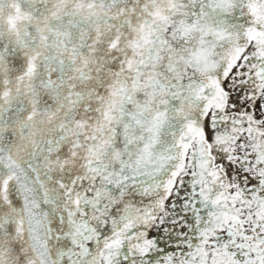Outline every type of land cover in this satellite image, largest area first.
Listing matches in <instances>:
<instances>
[{"label": "snow or ice", "instance_id": "1", "mask_svg": "<svg viewBox=\"0 0 264 264\" xmlns=\"http://www.w3.org/2000/svg\"><path fill=\"white\" fill-rule=\"evenodd\" d=\"M0 264H264V0H0Z\"/></svg>", "mask_w": 264, "mask_h": 264}]
</instances>
